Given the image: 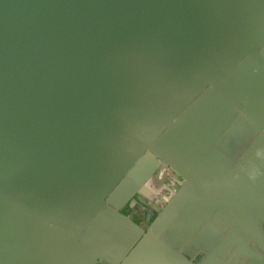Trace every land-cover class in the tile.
Wrapping results in <instances>:
<instances>
[{
    "label": "water",
    "instance_id": "water-1",
    "mask_svg": "<svg viewBox=\"0 0 264 264\" xmlns=\"http://www.w3.org/2000/svg\"><path fill=\"white\" fill-rule=\"evenodd\" d=\"M0 264H264V0H0Z\"/></svg>",
    "mask_w": 264,
    "mask_h": 264
},
{
    "label": "rangeland",
    "instance_id": "rangeland-1",
    "mask_svg": "<svg viewBox=\"0 0 264 264\" xmlns=\"http://www.w3.org/2000/svg\"><path fill=\"white\" fill-rule=\"evenodd\" d=\"M177 179L175 173L160 168L146 184L147 196L134 194L121 208L123 216L133 224L146 228L179 186Z\"/></svg>",
    "mask_w": 264,
    "mask_h": 264
},
{
    "label": "flooded vegetation",
    "instance_id": "flooded-vegetation-1",
    "mask_svg": "<svg viewBox=\"0 0 264 264\" xmlns=\"http://www.w3.org/2000/svg\"><path fill=\"white\" fill-rule=\"evenodd\" d=\"M160 168H165V169L169 170L170 172H173L171 169H169V168L166 167L165 165H161V166L159 167V169H160ZM159 169H158V170H159ZM158 170H157V171H158ZM173 173H175V172H173ZM175 174H176V173H175ZM153 175H154V174H153ZM176 176H177V178H178L179 180H181V178H180L177 174H176ZM172 186H173V185H172ZM146 228H147V227H146ZM146 228H144V229H146Z\"/></svg>",
    "mask_w": 264,
    "mask_h": 264
}]
</instances>
